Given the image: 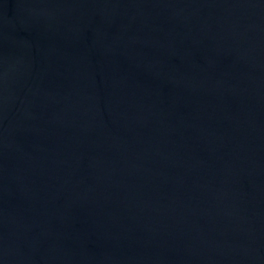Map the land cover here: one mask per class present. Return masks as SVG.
Wrapping results in <instances>:
<instances>
[{"label": "water", "instance_id": "water-1", "mask_svg": "<svg viewBox=\"0 0 264 264\" xmlns=\"http://www.w3.org/2000/svg\"><path fill=\"white\" fill-rule=\"evenodd\" d=\"M0 264H264V0H0Z\"/></svg>", "mask_w": 264, "mask_h": 264}]
</instances>
